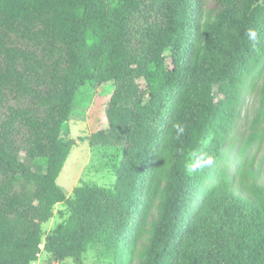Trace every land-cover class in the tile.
I'll return each instance as SVG.
<instances>
[{
  "label": "trees",
  "instance_id": "obj_1",
  "mask_svg": "<svg viewBox=\"0 0 264 264\" xmlns=\"http://www.w3.org/2000/svg\"><path fill=\"white\" fill-rule=\"evenodd\" d=\"M259 79L255 124L264 0H0V264L80 261L91 244L114 264H264V169L232 170L227 148ZM89 81L113 90L91 142L121 159L113 186L68 196L63 134ZM198 150L214 164L189 174ZM59 202L70 216L44 239Z\"/></svg>",
  "mask_w": 264,
  "mask_h": 264
},
{
  "label": "rangeland",
  "instance_id": "obj_2",
  "mask_svg": "<svg viewBox=\"0 0 264 264\" xmlns=\"http://www.w3.org/2000/svg\"><path fill=\"white\" fill-rule=\"evenodd\" d=\"M167 63L171 58L167 55ZM262 79L252 85L241 108L240 118L236 121L233 135L227 143L231 169L238 163L252 160L255 166L264 169V121L255 124ZM144 86V81H140ZM113 90L110 83L89 81L78 91L73 105L68 127L63 134L65 140L74 141L68 159L57 179L58 184L68 196H73L79 185H101L111 187L116 180L120 157L117 148L110 145H94L93 134L108 126L106 109ZM24 158V154L22 155ZM70 208L65 202L55 204L53 215L43 224V238L53 233L70 216ZM44 247V244L42 245ZM53 254L42 250L37 264H50ZM62 264H114V256L100 244H91L82 254L81 260L61 258Z\"/></svg>",
  "mask_w": 264,
  "mask_h": 264
},
{
  "label": "clouds",
  "instance_id": "obj_3",
  "mask_svg": "<svg viewBox=\"0 0 264 264\" xmlns=\"http://www.w3.org/2000/svg\"><path fill=\"white\" fill-rule=\"evenodd\" d=\"M246 36L250 41L256 43L258 41V32L252 28H249L246 32ZM259 54V53H258ZM176 130L177 136L184 132V127L180 123L173 125ZM214 164V158L207 151L198 150L193 151L191 154V162L187 164L186 168L189 174L196 173L199 169L210 167Z\"/></svg>",
  "mask_w": 264,
  "mask_h": 264
},
{
  "label": "built area",
  "instance_id": "obj_4",
  "mask_svg": "<svg viewBox=\"0 0 264 264\" xmlns=\"http://www.w3.org/2000/svg\"><path fill=\"white\" fill-rule=\"evenodd\" d=\"M43 248V247H42ZM41 253V252H40ZM40 253H37V259L33 262V264H37L38 257H40ZM50 264H62L60 259H53Z\"/></svg>",
  "mask_w": 264,
  "mask_h": 264
}]
</instances>
